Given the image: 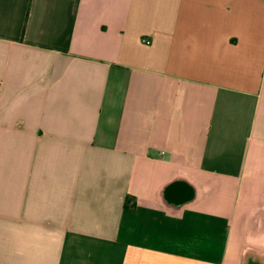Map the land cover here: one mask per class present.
<instances>
[{"label":"crops","instance_id":"obj_1","mask_svg":"<svg viewBox=\"0 0 264 264\" xmlns=\"http://www.w3.org/2000/svg\"><path fill=\"white\" fill-rule=\"evenodd\" d=\"M0 264H264V0H0Z\"/></svg>","mask_w":264,"mask_h":264},{"label":"built area","instance_id":"obj_2","mask_svg":"<svg viewBox=\"0 0 264 264\" xmlns=\"http://www.w3.org/2000/svg\"><path fill=\"white\" fill-rule=\"evenodd\" d=\"M142 42L146 45H150L151 44V41L148 40V39H143Z\"/></svg>","mask_w":264,"mask_h":264}]
</instances>
